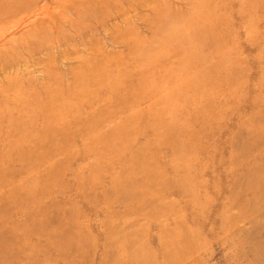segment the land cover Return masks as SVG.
<instances>
[{"label": "rangeland", "instance_id": "1", "mask_svg": "<svg viewBox=\"0 0 264 264\" xmlns=\"http://www.w3.org/2000/svg\"><path fill=\"white\" fill-rule=\"evenodd\" d=\"M0 264H264V0H0Z\"/></svg>", "mask_w": 264, "mask_h": 264}]
</instances>
